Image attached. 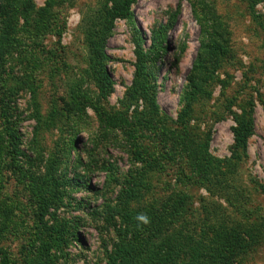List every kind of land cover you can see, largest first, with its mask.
Instances as JSON below:
<instances>
[{
  "label": "rangeland",
  "instance_id": "rangeland-1",
  "mask_svg": "<svg viewBox=\"0 0 264 264\" xmlns=\"http://www.w3.org/2000/svg\"><path fill=\"white\" fill-rule=\"evenodd\" d=\"M107 1L21 0L13 17L17 49L0 64V264H108L132 236L123 213L149 206L173 221L167 237L197 231L194 244L228 213L246 237L241 264H264V0H135L110 25L104 95L87 40ZM159 34L153 86L132 99L137 50L150 54ZM239 121L252 127L241 148Z\"/></svg>",
  "mask_w": 264,
  "mask_h": 264
},
{
  "label": "trees",
  "instance_id": "trees-1",
  "mask_svg": "<svg viewBox=\"0 0 264 264\" xmlns=\"http://www.w3.org/2000/svg\"><path fill=\"white\" fill-rule=\"evenodd\" d=\"M20 1L0 0V64H3L4 72H6L5 62L14 55L17 49L15 42L11 40L12 34L10 32L12 20ZM111 1L112 5L109 7L107 1L103 8V13L96 20V22L98 19L103 22L102 28L92 32L87 40L90 71L102 83L101 93L104 95L106 94L105 92L111 90L113 85V79L106 68V62L109 56L105 52L107 38L111 28L110 25L117 18H131L130 6L135 0ZM163 44L164 38L159 34L153 38L154 48L150 50V54L145 53L140 48L137 50L138 62L135 85L139 84V86L129 91V96L132 99L137 98L138 94L144 92L143 90L151 89V86H153L151 85V78L155 77V75L152 72L151 63L157 58L153 57V54H156V49L163 46ZM202 46L205 49H212L213 51H217L219 48L216 42L209 44L203 43ZM205 69L206 67L201 61L194 66L193 72L203 71ZM0 71V74L3 75L1 65ZM13 110L14 106H10L7 109L8 113L13 112ZM247 124L245 121H239L238 123L236 129V143L238 148L245 147L247 144V137L252 130V127ZM11 156L13 157L14 155ZM229 168L228 173H231V167ZM225 176L228 179V183L231 184V177L227 173ZM231 187L234 190L238 188L233 187L232 184ZM127 193L129 200L136 197L133 187H130ZM143 195L144 193H142L141 189V197ZM241 196L242 198L247 197L244 189H241ZM140 214L146 215L150 222L144 224L139 221L137 216ZM221 216L224 217L213 219L210 222L211 227H213L212 235L208 234L206 238L201 239V242L194 244L193 242L196 241V237H199L197 231H195L197 235L190 233V237H187L189 232L186 233L187 231L182 228L178 231L179 235L177 237H173V234L168 237L166 236L169 234V228L172 226L173 221L165 213V210L157 214L149 206L141 208V211H126L123 213V220L128 226H131L132 236L127 242L122 241L115 245V255L110 257L108 264H137L136 260L140 255L141 264H241V259L246 252L243 250V248H246V237L237 231L236 225L228 213H221ZM165 223H170V225L166 227ZM52 229L59 230L58 227ZM61 234L63 235V232L58 233V235ZM140 236L141 241L139 239ZM191 237L194 241L190 239ZM55 239L60 241L59 237ZM187 239L189 242L182 243V241ZM181 244L183 245V250L176 251V248ZM163 252L166 254L163 255ZM152 254L153 256L150 257ZM160 255L162 256L160 257Z\"/></svg>",
  "mask_w": 264,
  "mask_h": 264
},
{
  "label": "clouds",
  "instance_id": "clouds-1",
  "mask_svg": "<svg viewBox=\"0 0 264 264\" xmlns=\"http://www.w3.org/2000/svg\"><path fill=\"white\" fill-rule=\"evenodd\" d=\"M137 219L141 222H143L144 224H148L150 221H149V218L144 215V214H140L137 216Z\"/></svg>",
  "mask_w": 264,
  "mask_h": 264
}]
</instances>
